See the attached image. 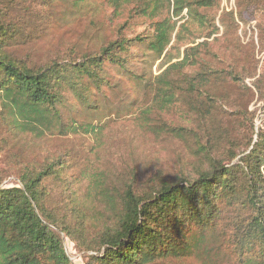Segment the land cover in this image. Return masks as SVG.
Listing matches in <instances>:
<instances>
[{
  "label": "rangeland",
  "instance_id": "obj_1",
  "mask_svg": "<svg viewBox=\"0 0 264 264\" xmlns=\"http://www.w3.org/2000/svg\"><path fill=\"white\" fill-rule=\"evenodd\" d=\"M75 1L0 0L6 9L0 22L15 28L7 49L30 66L76 56L72 51H96L115 39H134L117 53L120 62H103L97 84L83 80L88 87L84 100L65 92L62 120L74 130L40 136L15 132L0 103V185L16 186L26 167L41 169L61 158L62 173L44 181L47 205L58 211L63 206L60 216L71 223L78 218L87 227L85 241L61 235L70 264H96L102 218L110 212L94 199L96 192L115 194L130 185L141 192L152 182L196 176L216 159L230 165L240 154L233 160L230 156L264 130V0H216L210 7L184 9L176 17L170 13L174 30L160 56L146 40L135 39L152 34L155 18L134 13L131 3L115 16L104 0ZM163 16L164 11L159 18ZM189 48L193 50L188 53L199 58L189 71L207 65L221 72L209 76L205 95L196 97L182 89L167 108L152 105L150 96L143 99L144 82L182 59ZM206 107L212 110L208 121L201 117ZM86 124L95 131H87ZM72 193L83 208L80 212L70 209ZM215 241L200 257L151 264H235L232 247Z\"/></svg>",
  "mask_w": 264,
  "mask_h": 264
},
{
  "label": "trees",
  "instance_id": "obj_2",
  "mask_svg": "<svg viewBox=\"0 0 264 264\" xmlns=\"http://www.w3.org/2000/svg\"><path fill=\"white\" fill-rule=\"evenodd\" d=\"M104 1L112 7L115 16L131 3L134 13L155 18L152 34L138 35L135 39L146 40L148 48L160 56L174 30L171 16H178L184 9L210 7L216 0ZM3 9L0 6V19L5 15ZM162 11L166 16L159 18ZM14 29L0 22V103L7 124L15 132H34L39 136L57 129L58 132L63 128L74 130L72 123L65 124L62 120L65 92L84 100L88 87L83 80L97 84L102 79L99 71L103 62H120L117 53L134 40L115 39L96 51H72L76 56L30 66L7 49ZM186 50L182 59L170 62L144 82L143 99L150 96L152 105L167 108L181 96L182 89L197 94L196 97L205 95L209 76L221 72L207 65L189 71L188 68L196 67L199 58L195 52L188 53L192 48ZM134 77L140 80L142 75ZM233 78L239 79L235 75ZM199 99L204 107V99ZM203 112L202 119L210 120L212 110L206 107ZM86 125L87 131H95L96 127ZM251 129L254 133L252 124ZM239 154L230 165L216 159L197 170L196 176L183 174L152 182L145 191L130 185L115 194L96 192L94 199L110 212L102 218L105 223L94 262L151 264L200 257L206 246L215 244L218 238L220 244L232 247L235 264H264V130L229 159ZM63 165L61 158H57L41 169L26 167L18 185H0V264H70L61 235L85 241L84 223L81 225L78 218L71 223L66 215L60 216L63 206L58 211L57 207L47 205L44 181L60 175ZM71 195L70 209L80 212L81 204Z\"/></svg>",
  "mask_w": 264,
  "mask_h": 264
}]
</instances>
